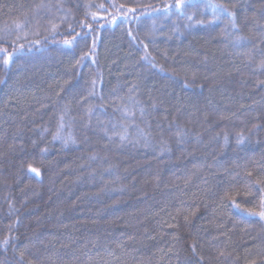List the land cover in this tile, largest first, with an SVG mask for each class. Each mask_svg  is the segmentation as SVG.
Here are the masks:
<instances>
[{
  "label": "trees",
  "instance_id": "trees-1",
  "mask_svg": "<svg viewBox=\"0 0 264 264\" xmlns=\"http://www.w3.org/2000/svg\"><path fill=\"white\" fill-rule=\"evenodd\" d=\"M261 212L264 0H0V264H264Z\"/></svg>",
  "mask_w": 264,
  "mask_h": 264
},
{
  "label": "snow or ice",
  "instance_id": "snow-or-ice-1",
  "mask_svg": "<svg viewBox=\"0 0 264 264\" xmlns=\"http://www.w3.org/2000/svg\"><path fill=\"white\" fill-rule=\"evenodd\" d=\"M31 170H32L33 172H37L36 169H31ZM37 174H39V173L37 172ZM260 215H261V216H264V212H261Z\"/></svg>",
  "mask_w": 264,
  "mask_h": 264
}]
</instances>
